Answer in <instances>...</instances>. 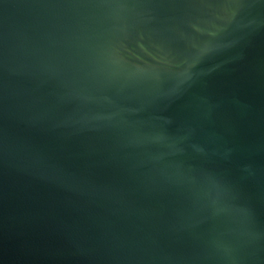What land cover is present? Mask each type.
Wrapping results in <instances>:
<instances>
[{
	"label": "water",
	"instance_id": "obj_1",
	"mask_svg": "<svg viewBox=\"0 0 264 264\" xmlns=\"http://www.w3.org/2000/svg\"><path fill=\"white\" fill-rule=\"evenodd\" d=\"M0 264H264V0H0Z\"/></svg>",
	"mask_w": 264,
	"mask_h": 264
}]
</instances>
